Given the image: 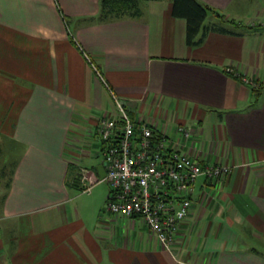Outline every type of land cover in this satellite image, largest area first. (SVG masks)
<instances>
[{"label":"crops","instance_id":"crops-1","mask_svg":"<svg viewBox=\"0 0 264 264\" xmlns=\"http://www.w3.org/2000/svg\"><path fill=\"white\" fill-rule=\"evenodd\" d=\"M200 1L216 13L188 45L171 0L107 18L101 0H0V264H264V87L242 79H264V0ZM115 97L172 146L232 166L198 178L172 251L105 210L109 186L99 200L75 183L81 166L103 182L96 128Z\"/></svg>","mask_w":264,"mask_h":264},{"label":"built area","instance_id":"built-area-1","mask_svg":"<svg viewBox=\"0 0 264 264\" xmlns=\"http://www.w3.org/2000/svg\"><path fill=\"white\" fill-rule=\"evenodd\" d=\"M233 72L231 68H227ZM254 88H263L264 79L242 77ZM118 114L102 117L97 124L106 174L101 181L109 184L105 210L127 218H142L150 232L169 251L175 245L179 224L192 205V195L202 175L212 181L230 174L232 166L203 164L200 159L160 134L145 120H136L125 104L115 97ZM185 140L190 129L178 125ZM88 168L78 167L82 191L91 193Z\"/></svg>","mask_w":264,"mask_h":264},{"label":"trees","instance_id":"trees-1","mask_svg":"<svg viewBox=\"0 0 264 264\" xmlns=\"http://www.w3.org/2000/svg\"><path fill=\"white\" fill-rule=\"evenodd\" d=\"M172 13L175 17L184 18L186 21V41L188 45L199 43L198 35L207 17L216 13L209 5L200 0H171ZM139 0H101L102 16L110 15L121 17L125 15L138 16L140 14ZM76 168V181L80 184V176Z\"/></svg>","mask_w":264,"mask_h":264},{"label":"rangeland","instance_id":"rangeland-1","mask_svg":"<svg viewBox=\"0 0 264 264\" xmlns=\"http://www.w3.org/2000/svg\"><path fill=\"white\" fill-rule=\"evenodd\" d=\"M94 152H96V150L94 149ZM90 153H93L92 151ZM99 154H101V151L99 152ZM101 156L103 157V155L101 154ZM102 157L99 158V160H102ZM85 163L89 166L91 164L94 163V161H90L87 160L85 161ZM200 178V177H199ZM90 182H94L93 179H90ZM108 182L103 181L101 183H98L94 188H92V194L88 197H90L91 199H99L101 200L103 197H106V194L108 192ZM88 199V198H86Z\"/></svg>","mask_w":264,"mask_h":264}]
</instances>
